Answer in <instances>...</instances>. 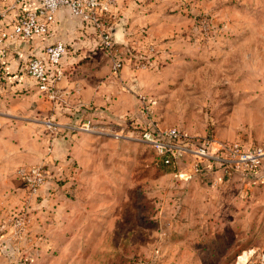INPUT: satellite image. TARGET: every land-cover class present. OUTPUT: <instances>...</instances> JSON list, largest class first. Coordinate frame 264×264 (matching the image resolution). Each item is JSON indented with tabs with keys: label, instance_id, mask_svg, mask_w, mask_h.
<instances>
[{
	"label": "rangeland",
	"instance_id": "1",
	"mask_svg": "<svg viewBox=\"0 0 264 264\" xmlns=\"http://www.w3.org/2000/svg\"><path fill=\"white\" fill-rule=\"evenodd\" d=\"M109 1L101 28L69 13L93 28L80 36L119 83L105 96L109 106L114 94L117 120L98 121L105 103L89 129L78 116L66 135L80 146L72 159L45 157L41 195L25 189L0 208V264H264V161L194 174L187 156L174 169L139 139L145 96L163 127L264 147V0ZM25 77L28 91L6 90L15 110L49 130L69 122L51 117Z\"/></svg>",
	"mask_w": 264,
	"mask_h": 264
},
{
	"label": "crops",
	"instance_id": "2",
	"mask_svg": "<svg viewBox=\"0 0 264 264\" xmlns=\"http://www.w3.org/2000/svg\"><path fill=\"white\" fill-rule=\"evenodd\" d=\"M32 5L34 4L25 7L30 8ZM102 25L100 22V28ZM82 27L70 15L68 9L62 8L58 11L57 21L52 25L48 36L10 42L8 54L5 58H0V88L5 90L3 97H0L2 108L0 111V208L20 199L22 191H25L16 174L19 166L38 164L45 157L54 159L55 162L56 160L65 161V163L72 159L70 157L80 146L66 135L70 134L71 128H76L73 123L74 120H80L78 116L85 117L83 125L87 122L91 123L93 116L88 114L97 104L105 103L107 111L100 108L96 115L104 118L100 117L98 121L102 120L106 123L117 120L116 113L118 112L114 109L117 100L114 94H109L107 97L111 104L108 106L105 96L106 87H109L110 83L115 86L114 92H119V83L114 81L113 74L107 76L108 70L111 71L110 68L107 69L95 63L97 57L102 55V51L93 48L91 42L89 47L87 46L88 38H82L80 35H85L86 31H93V28L83 29ZM55 41H62L67 45V52L62 60L65 76L58 83L60 98L54 102L48 101V103L52 109L53 119H64L69 122L57 123L52 130H49L40 121L29 119L26 114L16 111V106L12 103L14 99L6 93V90L8 91L7 87L14 83L10 88L16 87L28 91L25 74L17 71L21 62L30 55H41L44 46ZM3 79L6 81L3 82ZM33 88L31 85V89ZM8 97L11 98L8 99ZM38 107L36 106L32 113L39 114ZM61 125L70 126L63 137L57 136L56 132L62 128Z\"/></svg>",
	"mask_w": 264,
	"mask_h": 264
},
{
	"label": "built area",
	"instance_id": "3",
	"mask_svg": "<svg viewBox=\"0 0 264 264\" xmlns=\"http://www.w3.org/2000/svg\"><path fill=\"white\" fill-rule=\"evenodd\" d=\"M0 0V58L8 54L10 42H21L33 38L46 37L52 25L57 21V13L66 8L70 13L85 22L100 26V16L108 10L110 1L105 0ZM34 4L30 8L26 5ZM105 48L112 47L111 34H101ZM67 52V45L55 41L44 46L41 55H30L23 59L17 71L27 74L34 80L35 88L48 101L60 98L59 81L65 76L62 60ZM121 66L120 60L114 68ZM145 122H140L139 139L153 147L165 164L179 170L182 159L190 158V171L205 175L212 164H220L227 172L228 167L254 169L264 161V147H243L239 143L216 141L209 136H193L176 126L163 127L151 116L150 103L145 100ZM139 123V122H138ZM89 129L90 122L84 124ZM208 164L210 168H207ZM206 167V168H205ZM206 169V170H205ZM182 174V173H181ZM17 176L29 194L41 195L48 185L47 170L43 164L21 165ZM22 220H19L21 223Z\"/></svg>",
	"mask_w": 264,
	"mask_h": 264
},
{
	"label": "trees",
	"instance_id": "4",
	"mask_svg": "<svg viewBox=\"0 0 264 264\" xmlns=\"http://www.w3.org/2000/svg\"><path fill=\"white\" fill-rule=\"evenodd\" d=\"M156 158L161 164L172 167L171 165L165 164L163 159L160 156H158L157 154H156Z\"/></svg>",
	"mask_w": 264,
	"mask_h": 264
},
{
	"label": "bare ground",
	"instance_id": "5",
	"mask_svg": "<svg viewBox=\"0 0 264 264\" xmlns=\"http://www.w3.org/2000/svg\"><path fill=\"white\" fill-rule=\"evenodd\" d=\"M243 258H244V256L241 257V259H243Z\"/></svg>",
	"mask_w": 264,
	"mask_h": 264
}]
</instances>
